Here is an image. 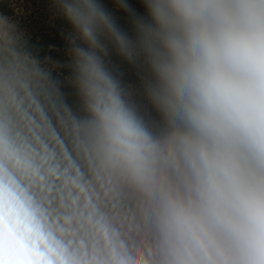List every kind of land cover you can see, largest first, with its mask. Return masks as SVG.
Here are the masks:
<instances>
[{
  "label": "clouds",
  "instance_id": "obj_1",
  "mask_svg": "<svg viewBox=\"0 0 264 264\" xmlns=\"http://www.w3.org/2000/svg\"><path fill=\"white\" fill-rule=\"evenodd\" d=\"M0 12V264H264V0Z\"/></svg>",
  "mask_w": 264,
  "mask_h": 264
},
{
  "label": "rangeland",
  "instance_id": "obj_2",
  "mask_svg": "<svg viewBox=\"0 0 264 264\" xmlns=\"http://www.w3.org/2000/svg\"><path fill=\"white\" fill-rule=\"evenodd\" d=\"M0 12L14 17H23L29 27L32 42L43 53L60 58V41L55 26L50 25L43 7L34 0H0Z\"/></svg>",
  "mask_w": 264,
  "mask_h": 264
}]
</instances>
